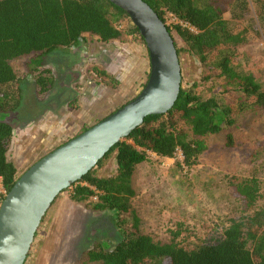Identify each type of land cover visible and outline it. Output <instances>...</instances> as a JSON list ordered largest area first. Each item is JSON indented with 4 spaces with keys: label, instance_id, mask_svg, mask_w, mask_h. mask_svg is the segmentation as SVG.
Wrapping results in <instances>:
<instances>
[{
    "label": "rangeland",
    "instance_id": "obj_1",
    "mask_svg": "<svg viewBox=\"0 0 264 264\" xmlns=\"http://www.w3.org/2000/svg\"><path fill=\"white\" fill-rule=\"evenodd\" d=\"M224 18L232 30L247 34L236 66L264 85V29L254 5L250 2L242 12L232 8ZM175 24L169 16L167 25ZM173 36L180 50L182 88L189 90L199 84L203 97L234 104L238 94L227 90L222 78L201 83L205 74L202 63L175 31ZM36 56L11 63L22 105L7 119L14 128L8 157L17 166L19 178L83 129L97 125L137 98L151 72L147 46L128 35L110 44L86 35L75 48ZM43 70L51 72L55 83L40 98L35 79ZM231 132L236 139L234 146L227 144V132L209 137L207 151L191 170L177 166L183 162L181 152L174 159L150 153L149 160L137 167L132 206L143 234L163 243L176 237L187 250L218 243L231 222L246 215L231 183L244 181L253 167L259 172L262 188L257 210L264 211V113L249 108ZM116 171L115 154L95 169L102 178ZM71 192L62 193L49 210L26 264H83L89 250L103 244L113 249L121 241L114 213L93 212L85 204L73 202ZM6 194L0 179V208L1 195Z\"/></svg>",
    "mask_w": 264,
    "mask_h": 264
},
{
    "label": "trees",
    "instance_id": "obj_2",
    "mask_svg": "<svg viewBox=\"0 0 264 264\" xmlns=\"http://www.w3.org/2000/svg\"><path fill=\"white\" fill-rule=\"evenodd\" d=\"M143 1L166 25L169 16L177 20L172 27L167 25L168 31L173 38L175 31L188 51L199 58L205 73L201 83L222 78L227 90L235 91L238 97L234 104L223 103L216 97H203L198 92L199 84L189 90L181 88L178 101L168 114L147 117L140 128L117 144L97 166L115 154L116 174L102 178L97 176L95 168L70 188L73 202L85 204L96 213H114L122 234L113 249L99 245L89 250L82 262L264 264V211L257 210L262 188L255 167L244 181L231 183L233 195L246 215L232 221L224 238L214 245L187 250L176 237L170 242H156L141 232L140 220L132 206L136 196L134 173L149 160L150 153L174 159L181 152L183 162L177 166L191 170L207 151L209 137L227 132V144L232 147L236 139L231 131L239 117L254 107L264 113V85L236 66L240 48L247 43L246 31L235 32L224 18L232 8L246 11L251 2L264 29V0ZM86 35L98 38L103 44L120 41L128 35L146 45L128 14L108 0H0V179L7 194L19 179V170L8 157L14 128L7 119L22 105V93L14 87L18 77L11 63L23 57L37 55L38 58L75 48ZM177 51L180 54L178 48ZM35 82L40 98L55 83L48 70L40 72ZM4 199L1 195V200Z\"/></svg>",
    "mask_w": 264,
    "mask_h": 264
},
{
    "label": "water",
    "instance_id": "obj_3",
    "mask_svg": "<svg viewBox=\"0 0 264 264\" xmlns=\"http://www.w3.org/2000/svg\"><path fill=\"white\" fill-rule=\"evenodd\" d=\"M125 11L144 39L151 72L143 91L123 108L34 164L0 208V264H26L36 234L58 197L93 171L149 116L168 114L182 88V69L167 25L143 0H108Z\"/></svg>",
    "mask_w": 264,
    "mask_h": 264
},
{
    "label": "built area",
    "instance_id": "obj_4",
    "mask_svg": "<svg viewBox=\"0 0 264 264\" xmlns=\"http://www.w3.org/2000/svg\"><path fill=\"white\" fill-rule=\"evenodd\" d=\"M250 1V0H249ZM171 17V16H170ZM172 18V17H171ZM174 21H176L177 22V20L176 19H174ZM178 23V22H177ZM7 195V194H6Z\"/></svg>",
    "mask_w": 264,
    "mask_h": 264
}]
</instances>
